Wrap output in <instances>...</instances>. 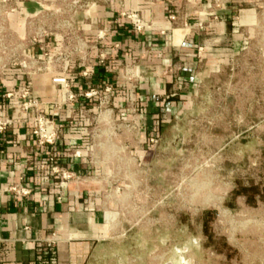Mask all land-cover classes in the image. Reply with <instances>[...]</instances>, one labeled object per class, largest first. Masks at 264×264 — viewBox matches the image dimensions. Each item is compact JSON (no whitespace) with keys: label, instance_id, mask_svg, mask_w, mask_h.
I'll list each match as a JSON object with an SVG mask.
<instances>
[{"label":"crops","instance_id":"0c3cea01","mask_svg":"<svg viewBox=\"0 0 264 264\" xmlns=\"http://www.w3.org/2000/svg\"><path fill=\"white\" fill-rule=\"evenodd\" d=\"M65 1L74 8L72 45L79 48L69 73L72 90L104 94L110 86L112 100L100 117L96 98L78 97L55 109L54 102L62 97L52 81L55 74L33 75V96L60 131L59 161L84 181L60 187L40 168L52 148L38 145L30 115L0 134V264H36V241L53 233L59 236L53 264H90L98 246L115 235L131 204L129 191L138 187L147 161L159 152L157 146L149 148L150 137H161L192 109L200 85L219 70L221 61L213 55L225 38L230 35L234 47L242 27L250 34L258 27L256 10L241 15L238 0L215 8L208 0H0V57L8 63L0 83L1 118L16 117L19 99L4 94L25 84L24 72L11 62L25 56L45 58L52 33L67 45L69 34L60 21L68 14ZM133 15L142 20V29L134 27ZM41 30L51 35L35 39ZM200 47L206 50L202 56ZM105 51L109 55L101 63ZM19 183L29 195L18 198L10 191ZM115 186L121 187L118 192ZM237 190L235 197L242 195ZM254 198L247 200L254 220L248 222L254 241L250 255L264 264V243H259L264 238V219L259 220L264 202L263 209L257 208ZM226 206L236 208L233 202Z\"/></svg>","mask_w":264,"mask_h":264},{"label":"rangeland","instance_id":"374dc122","mask_svg":"<svg viewBox=\"0 0 264 264\" xmlns=\"http://www.w3.org/2000/svg\"><path fill=\"white\" fill-rule=\"evenodd\" d=\"M231 1L206 2L215 8ZM238 2L241 15L256 10V31L242 27L234 47L229 35L214 52L219 70L200 85L192 109L164 129L115 235L90 264H260L250 255L247 200L256 197L263 209L264 0ZM64 4L68 14L60 21L71 34L74 8ZM243 187L250 190L232 195ZM231 202L235 209L227 208ZM204 212H212L207 224Z\"/></svg>","mask_w":264,"mask_h":264},{"label":"built area","instance_id":"2783aa9c","mask_svg":"<svg viewBox=\"0 0 264 264\" xmlns=\"http://www.w3.org/2000/svg\"><path fill=\"white\" fill-rule=\"evenodd\" d=\"M132 23L136 29L143 28V22L136 15H133ZM170 18H173L171 15ZM67 27H71L70 22H67ZM44 34L51 35L46 30L37 31L34 38L44 36ZM74 34L67 35V45L63 37H57L52 33L53 40L51 43V51L46 52L45 58H36L33 56H25L21 59H14L13 64L19 65L25 74V84L19 89L7 92L4 94L6 98L17 97L20 101L17 109L16 117L1 118L0 117V134L11 129L16 121L19 119H27L30 115L31 134L36 139L38 145L51 147L50 153L41 161L40 168L45 171L50 177L58 180V185L63 187L69 182H83V176L67 167H64L57 156V143L59 141L60 131L57 128L53 116L46 115L40 109L42 101L33 96V75L37 73H53L55 76L52 81L54 84L59 85L61 91V100L54 102V108L60 109L65 104L73 103L78 97L96 98L99 103L98 117L105 114L112 100V87L106 86L104 94H100L97 90L83 91L75 93L71 87V79L69 73L74 61V55L79 51L77 45H72V38ZM1 41V40H0ZM1 46V42H0ZM1 50V47H0ZM204 47L198 50L199 56L205 52ZM109 51L100 54V62L103 63L107 59ZM8 66L0 57V83L3 77V68ZM89 69H85L84 75H87ZM25 117V118H24ZM118 126L116 127V129ZM160 144V137L153 136L149 139V148L158 147ZM120 186H115V191L120 190ZM10 191L18 198L25 197L30 194V190L23 186L21 183L10 187ZM59 241V236L53 233L51 236L43 240L36 241V264H53L56 256V246Z\"/></svg>","mask_w":264,"mask_h":264},{"label":"trees","instance_id":"16d2710c","mask_svg":"<svg viewBox=\"0 0 264 264\" xmlns=\"http://www.w3.org/2000/svg\"><path fill=\"white\" fill-rule=\"evenodd\" d=\"M251 188H252L253 190L256 189V187H251ZM249 190H250L249 187H243V188L237 190L235 193H236V194H243V193H247ZM248 200L250 201L251 199H248ZM251 201H252V200H251ZM209 214H212V212H211V213H210V212H204V213H203V219H204L205 224H207V218H208V215H209Z\"/></svg>","mask_w":264,"mask_h":264},{"label":"bare ground","instance_id":"6f19581e","mask_svg":"<svg viewBox=\"0 0 264 264\" xmlns=\"http://www.w3.org/2000/svg\"><path fill=\"white\" fill-rule=\"evenodd\" d=\"M106 114V113H105ZM103 119H104V117H103Z\"/></svg>","mask_w":264,"mask_h":264}]
</instances>
